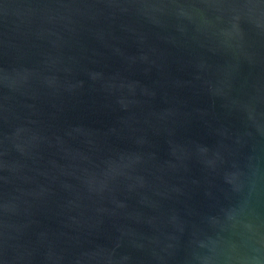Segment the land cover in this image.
Listing matches in <instances>:
<instances>
[{"label": "water", "instance_id": "obj_1", "mask_svg": "<svg viewBox=\"0 0 264 264\" xmlns=\"http://www.w3.org/2000/svg\"><path fill=\"white\" fill-rule=\"evenodd\" d=\"M0 264H264V0H0Z\"/></svg>", "mask_w": 264, "mask_h": 264}]
</instances>
